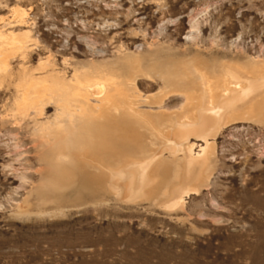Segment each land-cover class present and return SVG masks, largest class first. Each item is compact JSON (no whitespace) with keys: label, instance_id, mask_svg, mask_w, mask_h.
<instances>
[{"label":"rangeland","instance_id":"rangeland-1","mask_svg":"<svg viewBox=\"0 0 264 264\" xmlns=\"http://www.w3.org/2000/svg\"><path fill=\"white\" fill-rule=\"evenodd\" d=\"M0 29L31 38L23 56L8 53L12 75L0 83V264H264L263 122L224 127L207 182L169 211L121 202L91 188L87 173L46 187L47 149L33 114L13 103L19 64L39 60L67 78L84 66L125 68L131 57L142 68L191 57L258 76L264 0H0ZM148 84L141 79L142 93L157 90ZM53 112L46 106L38 120Z\"/></svg>","mask_w":264,"mask_h":264},{"label":"bare ground","instance_id":"bare-ground-1","mask_svg":"<svg viewBox=\"0 0 264 264\" xmlns=\"http://www.w3.org/2000/svg\"><path fill=\"white\" fill-rule=\"evenodd\" d=\"M12 12L22 21L23 9ZM12 30L0 29V83L12 75L8 53L23 56L31 40L27 30ZM126 60L124 69L84 66L68 78L49 60L20 63L14 110L33 114L48 154L46 187L62 189L87 173L91 188L121 202L182 209L213 170L216 135L240 120L264 123V73L251 76L232 64L210 68L191 57L143 68L137 57ZM143 78L157 90L142 93ZM50 104L53 114L38 120Z\"/></svg>","mask_w":264,"mask_h":264}]
</instances>
